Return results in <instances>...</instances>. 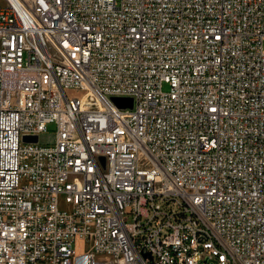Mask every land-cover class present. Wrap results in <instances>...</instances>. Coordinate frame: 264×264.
<instances>
[{
	"label": "built area",
	"instance_id": "built-area-1",
	"mask_svg": "<svg viewBox=\"0 0 264 264\" xmlns=\"http://www.w3.org/2000/svg\"><path fill=\"white\" fill-rule=\"evenodd\" d=\"M0 264H264V0H0Z\"/></svg>",
	"mask_w": 264,
	"mask_h": 264
},
{
	"label": "rangeland",
	"instance_id": "rangeland-1",
	"mask_svg": "<svg viewBox=\"0 0 264 264\" xmlns=\"http://www.w3.org/2000/svg\"><path fill=\"white\" fill-rule=\"evenodd\" d=\"M163 89L165 91L169 90V85L165 83L163 85ZM69 93L70 94H74V95H79L80 94V92H76V91H70ZM48 129H49L48 133H43V134L40 135V141L42 143L46 142V140H47L49 135H53L54 134L55 126L54 125H50Z\"/></svg>",
	"mask_w": 264,
	"mask_h": 264
},
{
	"label": "water",
	"instance_id": "water-1",
	"mask_svg": "<svg viewBox=\"0 0 264 264\" xmlns=\"http://www.w3.org/2000/svg\"><path fill=\"white\" fill-rule=\"evenodd\" d=\"M114 103L122 108H131L133 102L131 99L113 98Z\"/></svg>",
	"mask_w": 264,
	"mask_h": 264
}]
</instances>
